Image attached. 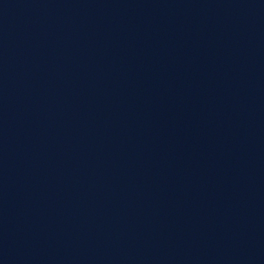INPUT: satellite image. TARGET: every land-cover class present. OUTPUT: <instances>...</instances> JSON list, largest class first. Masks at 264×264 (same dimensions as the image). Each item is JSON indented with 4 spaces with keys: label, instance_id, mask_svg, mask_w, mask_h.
I'll use <instances>...</instances> for the list:
<instances>
[{
    "label": "water",
    "instance_id": "1",
    "mask_svg": "<svg viewBox=\"0 0 264 264\" xmlns=\"http://www.w3.org/2000/svg\"><path fill=\"white\" fill-rule=\"evenodd\" d=\"M143 120L264 258V0H62Z\"/></svg>",
    "mask_w": 264,
    "mask_h": 264
}]
</instances>
